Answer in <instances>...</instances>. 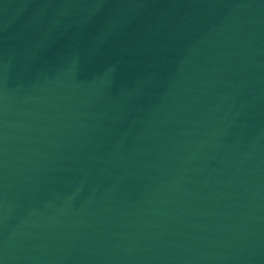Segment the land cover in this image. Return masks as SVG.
<instances>
[{
	"label": "water",
	"instance_id": "obj_1",
	"mask_svg": "<svg viewBox=\"0 0 264 264\" xmlns=\"http://www.w3.org/2000/svg\"><path fill=\"white\" fill-rule=\"evenodd\" d=\"M0 264H264V0H0Z\"/></svg>",
	"mask_w": 264,
	"mask_h": 264
}]
</instances>
